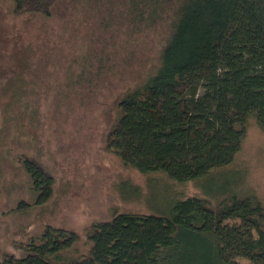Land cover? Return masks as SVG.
<instances>
[{"label":"trees","instance_id":"obj_1","mask_svg":"<svg viewBox=\"0 0 264 264\" xmlns=\"http://www.w3.org/2000/svg\"><path fill=\"white\" fill-rule=\"evenodd\" d=\"M12 1L16 15H50L56 0ZM95 1L102 25L133 41L123 49L150 32L159 44L156 68L119 100L106 136L126 166L185 183L232 163L251 119L264 132V0ZM18 160L34 202L50 198L52 174L28 153ZM216 202L192 195L165 214L116 212L86 229V252L76 231L48 224L0 264H264V199L231 193Z\"/></svg>","mask_w":264,"mask_h":264},{"label":"rangeland","instance_id":"obj_2","mask_svg":"<svg viewBox=\"0 0 264 264\" xmlns=\"http://www.w3.org/2000/svg\"><path fill=\"white\" fill-rule=\"evenodd\" d=\"M98 5L56 0L50 15H16L12 0H0V259L19 254L17 244L48 224L76 231L86 252V229L116 212L165 214L192 195L212 204L231 193L264 199V132L254 119L232 163L185 183L140 173L107 147L119 100L156 68L159 44L147 33L124 58L133 41L114 24L102 25ZM92 53L104 57L101 64ZM22 153L52 174L46 201L34 202L39 193L18 160ZM21 200L31 204L18 209Z\"/></svg>","mask_w":264,"mask_h":264}]
</instances>
